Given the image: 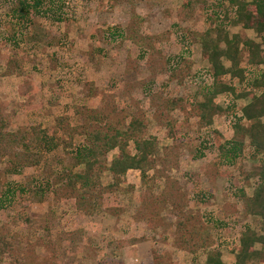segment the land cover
I'll use <instances>...</instances> for the list:
<instances>
[{
    "label": "rangeland",
    "instance_id": "1",
    "mask_svg": "<svg viewBox=\"0 0 264 264\" xmlns=\"http://www.w3.org/2000/svg\"><path fill=\"white\" fill-rule=\"evenodd\" d=\"M215 1L200 5L191 20L181 21L182 0H58L54 12L63 19L42 15L29 29L33 39L16 46L8 40L6 24L14 0H0V111L7 126L12 131L36 124L51 129L58 116L73 114L76 106L99 109L108 101L119 105L117 116L124 129L132 116L144 113L147 126L139 134L156 138L149 177L158 186L149 193L140 170L123 177L105 170L92 209L77 208L74 199H58L52 192L42 203H28L23 190L29 184L46 186L50 180L44 163L23 171L1 158L0 200L5 201L0 204V233L15 250L0 264H156L159 253L173 264H193L194 254L178 244L179 217L185 211L201 223L197 237L203 239L197 249L202 262L207 251L218 249L234 264L242 230L251 226L264 234V219L244 208V194L251 196L258 185L262 155L245 134L240 136L246 140L242 156L230 162L219 152L220 144L233 138L235 113L249 99L222 95L218 102L225 111L215 116L213 126L202 129L198 122L196 101L212 83V72L193 33L214 25L215 13L224 8L221 0ZM133 2L144 18L143 30L165 34L154 57L129 41L105 36L108 29L128 26ZM228 28L255 38L264 48V34L261 38L242 26ZM14 56L22 69L9 75L8 62ZM137 58L138 69L128 76L129 60ZM243 65L247 84L230 77L222 80L238 91L264 74V64L251 66L246 58ZM173 98L183 100L168 118L177 122L176 135L158 118L161 104ZM67 149L48 155L55 168L59 159L68 161ZM129 150L137 152L134 142ZM117 153L109 154L108 165Z\"/></svg>",
    "mask_w": 264,
    "mask_h": 264
},
{
    "label": "trees",
    "instance_id": "2",
    "mask_svg": "<svg viewBox=\"0 0 264 264\" xmlns=\"http://www.w3.org/2000/svg\"><path fill=\"white\" fill-rule=\"evenodd\" d=\"M182 1L179 15L181 21L191 20L200 5L210 3V0ZM221 1L224 8L222 12L219 10L220 13H215L212 20L214 25L201 32L194 31L193 33L196 41L201 45L203 60L208 63L212 72V83L204 87L201 98L196 101L197 117L200 128H210L214 124L215 116L225 111L223 105L218 102L219 97L229 94L237 99H249L242 110L235 113L233 138L223 141L220 144L219 152L230 162L242 156L246 140L240 136L245 134L255 153L262 155L257 173L258 185L251 196L244 194V208L249 215L264 219V74L255 77L245 91H238L232 83L222 81L224 78L230 77L240 84H247V69L243 65L246 58L251 66L264 64L262 43L255 38L243 36L240 32L232 33L228 28V25L242 26L262 38L264 34V0ZM213 3L216 5L215 0ZM56 6H58V0H14L6 23L8 33H11L8 40L12 44L20 46L21 42L33 39L29 29L36 26V19L42 15H51L50 18L53 20L63 19V14H55ZM132 8L133 14L128 26L108 29L105 36L112 40L120 38L122 42L129 41L143 51L150 52L149 57H154L160 51L159 46H161L165 34L145 32L143 30L144 18L136 10L134 2ZM185 32L189 33L188 30ZM39 34L36 32L34 36L38 37ZM16 57L14 56V60L8 62L7 73L9 75L22 69ZM135 60H129L125 71L126 74H129L128 76L138 69L136 62L139 59ZM18 73L22 72L18 71ZM91 88H94L93 85ZM182 101L181 98H173L160 106L162 110L158 118L170 127V131L174 135L177 133V122L168 118L172 112L180 108ZM105 106L99 109L76 106L73 114L58 116L51 129L36 124L30 129L13 131L7 126V121L0 111V159L11 160L19 170L23 171L40 167L44 163V169L50 175L46 186L29 184L27 189L23 190V199L28 200V203H42L46 200L47 194L52 192L58 199H74L77 208L83 209L89 206L92 209L96 206L105 170L111 171L115 177L126 176L133 169L140 170L143 183L148 187V191L150 190L149 193L154 194L158 186H156V180L149 177V169L151 155L157 156L154 152L156 138H140L139 133L147 126L144 113L142 116H132L127 121L129 127L124 129L125 124L117 116L121 111L119 105L116 102L108 101V105ZM114 116L117 119L114 120ZM133 142L137 149L135 153L129 150ZM62 148H69L67 149L70 154L68 161L59 159L60 167L55 168L54 160L48 155L56 154ZM117 150L118 153L113 156L110 165H108L109 154ZM167 162L164 164L165 166L170 164V160ZM144 199L148 200V198ZM4 201L5 199L0 200V204ZM178 206L182 208L184 204L181 202ZM142 215L145 216L147 213L144 212ZM200 224L198 219L194 220L193 215L187 214L186 211L181 213L178 232L182 236V240L180 238L182 242L179 240V246L194 254L193 264H228L218 249L207 251L205 261L199 260L197 248L202 242L199 240L203 239L202 236L197 237L200 233ZM0 241H2L0 243V259H3L6 254L13 252L15 247L13 242L6 239V236L1 233ZM258 244L262 247L259 248ZM106 264L115 263L108 262ZM156 264L173 263L168 261L162 253H159ZM234 264H264V234L259 233L251 226L245 227L240 236V247L236 253Z\"/></svg>",
    "mask_w": 264,
    "mask_h": 264
},
{
    "label": "crops",
    "instance_id": "3",
    "mask_svg": "<svg viewBox=\"0 0 264 264\" xmlns=\"http://www.w3.org/2000/svg\"><path fill=\"white\" fill-rule=\"evenodd\" d=\"M255 217H257V216H255ZM259 245H260V244H258V247H259ZM261 247H262V245H260V247H259V248H261Z\"/></svg>",
    "mask_w": 264,
    "mask_h": 264
}]
</instances>
